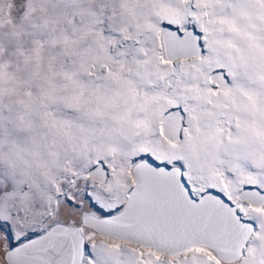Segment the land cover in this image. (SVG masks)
<instances>
[{
    "label": "snow or ice",
    "instance_id": "obj_1",
    "mask_svg": "<svg viewBox=\"0 0 264 264\" xmlns=\"http://www.w3.org/2000/svg\"><path fill=\"white\" fill-rule=\"evenodd\" d=\"M15 4L0 264H264V0Z\"/></svg>",
    "mask_w": 264,
    "mask_h": 264
},
{
    "label": "rangeland",
    "instance_id": "obj_2",
    "mask_svg": "<svg viewBox=\"0 0 264 264\" xmlns=\"http://www.w3.org/2000/svg\"><path fill=\"white\" fill-rule=\"evenodd\" d=\"M12 3L13 0H0V20L7 22L9 6H11ZM21 7H23L22 0H16V4L12 8V13L13 18L17 21V25L20 23L19 10ZM9 27H12V25H9Z\"/></svg>",
    "mask_w": 264,
    "mask_h": 264
}]
</instances>
